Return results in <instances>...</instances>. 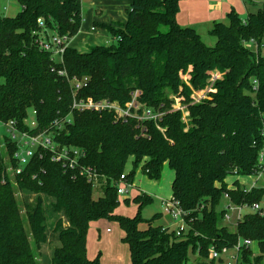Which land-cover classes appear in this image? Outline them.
Returning <instances> with one entry per match:
<instances>
[{
    "label": "trees",
    "instance_id": "trees-1",
    "mask_svg": "<svg viewBox=\"0 0 264 264\" xmlns=\"http://www.w3.org/2000/svg\"><path fill=\"white\" fill-rule=\"evenodd\" d=\"M16 1L22 8L17 16H0V122L14 121L28 131L24 122L35 110L38 132L71 117L56 140L84 151L82 164L94 168L96 178L89 182L65 170L46 150L22 174L13 175L6 159L16 147L5 138L7 150L0 148V264H40L38 252L49 241L43 196L53 199L52 211L61 215L53 228L59 246L52 264H103L100 256L90 259L87 249L90 225L103 220L117 222L124 232L130 264H189L196 255L198 264H216L208 262L210 247L232 248L240 239L259 248L257 254L243 248L240 264H264V218L246 214L231 230L223 224L222 208L226 192L236 206L264 201V188L245 193L239 182L234 190L226 183L235 172L258 173L264 147V2L246 0L260 8L248 10L244 20L232 10L227 24L215 23L211 47L194 28L179 24L184 0H131L124 28H109L111 45L87 53L69 46L55 62L38 44V21L72 40L83 24L82 1ZM74 78H88L79 99H108L126 107L137 93L138 102L163 116L140 122L117 120L108 112L72 111ZM211 84L207 98L193 103L192 94ZM176 99L184 111L173 109ZM129 166L131 184L139 169L155 182H161L166 167L174 172L172 197L188 213V228L180 237L154 226L159 214L143 217L145 207L154 203L146 193L134 199V217L116 214L121 204L117 185ZM17 191L31 197L20 201Z\"/></svg>",
    "mask_w": 264,
    "mask_h": 264
},
{
    "label": "built area",
    "instance_id": "built-area-1",
    "mask_svg": "<svg viewBox=\"0 0 264 264\" xmlns=\"http://www.w3.org/2000/svg\"><path fill=\"white\" fill-rule=\"evenodd\" d=\"M83 1V0H81ZM83 7V4H82ZM41 24V30L37 33V41L40 47L52 54V58L55 62H61L62 56L70 46L71 41L69 37L62 36L59 34H54L49 31L43 25L42 20L38 21ZM97 28L92 26L91 31H96ZM121 38H117V41ZM264 45H262V48ZM59 58V60H57ZM64 74V73H61ZM218 76H215L213 81H215ZM71 81V86L73 89V103L72 111L76 112H86L94 111L97 113H114L117 120L135 118L140 122L150 121L157 122L163 116L159 111H156L151 108L144 107L140 102L137 101V93L134 94L133 100L126 106L123 107L117 101H111L108 99L102 101H94L92 99H79L77 94L84 87L88 85V78L77 79L74 78ZM254 87L256 88L258 83L257 81L253 82ZM212 84L206 90L201 92H194L192 94V102L195 104H200L205 98H207L208 93L212 89ZM174 110L184 111L185 107L182 105L180 100L176 99V102L173 106ZM140 111L142 113L140 114ZM37 112L35 110L31 111L29 116L25 119V125L28 128V131L20 130L14 121L8 123H2L8 132V137H6L9 143H12L16 149L13 152L12 156H9L6 159L7 171L13 175H20L24 171L25 167L30 163V161L36 156L40 150L49 151L52 154V161L59 163L67 171L75 172L76 175L86 178L89 182L94 181L96 178V170L90 166H85L82 164L83 159L85 158V153L81 149L62 146L57 140L58 129L62 128L63 123L72 122L71 117H67L63 122L59 123L56 121L50 129L38 131V122L36 120ZM264 124V116H263ZM6 144L3 143L0 145L1 149L7 150ZM13 162L16 164L14 166ZM128 171L125 172L120 177V181L117 185L118 199L125 198L133 184L128 182ZM264 175V147L259 155V164H258V173L252 176H240L235 172L229 177H238L240 178L237 182L240 183L244 192H249L255 188H261L258 183L262 180ZM228 177V178H229ZM252 183L250 184V182ZM227 183V182H226ZM236 183V182H235ZM234 183V186H235ZM231 185L228 184L229 190H234L236 187L231 188ZM224 206L222 207L225 211L224 222L233 225L236 227L238 223L243 219L246 214L257 213L264 218V206L262 203H255L253 205H243L236 206L231 202V198L226 192L223 198ZM164 212L170 217L172 224L176 226L175 232L178 237H180L188 228L186 218L188 213L183 211L180 208V204L173 197L163 201ZM245 210H250L249 213L244 214ZM170 229V227H164L165 229ZM111 230L108 229L107 233H110ZM257 243L249 239H240L238 243L232 247H224L218 249L214 246L210 247L208 252V262H215L216 264H240V253L243 248H252L254 254H257L254 250V246Z\"/></svg>",
    "mask_w": 264,
    "mask_h": 264
},
{
    "label": "rangeland",
    "instance_id": "rangeland-1",
    "mask_svg": "<svg viewBox=\"0 0 264 264\" xmlns=\"http://www.w3.org/2000/svg\"><path fill=\"white\" fill-rule=\"evenodd\" d=\"M104 0H83V12H84V18L85 21L82 24V29L80 33L72 39L71 42H73L72 47L75 48V46L83 50L87 53L88 50L91 48L95 47L94 43L96 42L94 40L93 35L89 33V28L91 22L94 20L102 21L105 20V18H113V19H108L106 22H101V23H95V25L99 29L98 33H101V29H105L109 32V28L113 29H123L127 19H114V18H119L123 17L124 13H126L127 9V18H128V10L130 8L129 3L127 0H108L112 2H123L122 5H119L118 8L116 7H107L104 9L100 7V2ZM246 1V0H245ZM243 1V2H245ZM256 1L257 0H252ZM264 2V0H261ZM247 5V7H246ZM242 9L241 10V16L242 19L247 18V12L248 10H258L260 7H255L256 5L248 6L246 3L241 4ZM21 6L16 0H0V16L2 17H15L21 12ZM94 10V13L97 15H103L101 16H96L94 17V13L92 11ZM105 10V11H104ZM93 13V15L91 14ZM105 13V14H104ZM125 17V16H124ZM218 21H221V19H218ZM222 22V21H221ZM228 21L226 22V24ZM202 26V25H201ZM200 26L197 27V31L203 38L204 42L208 46H214L216 44V39L211 37L209 35V32L206 31L207 27L203 26V28ZM98 33L94 35L95 37H98ZM110 33V32H109ZM109 39H112L108 35ZM100 46V45H96ZM263 51V56H264V47L262 48ZM59 60V58H57ZM8 137V132L7 128L0 122V145L4 143L5 138ZM131 169V166H129L128 170ZM140 169L138 170L135 179L138 175V179H141L142 182H140V187L141 189H147L149 192L154 193L155 195L152 197L154 200V203L151 205H148L145 207V209L142 212V215L145 219L150 220L152 219L155 215L159 214L160 216L155 220L154 226H163L167 225L170 227V229L175 230L176 226L172 224V221L170 217L164 212V207L161 205L160 202V196L163 197H171V183H172V171L169 168H165V173L163 174V178L161 182H153V181H148L144 178V175L140 173ZM139 173V174H138ZM143 179V180H142ZM261 188H264V175L262 180L258 183ZM16 186V185H15ZM147 194V193H146ZM17 196L20 201H22L26 197H31L29 195H24L20 191H17ZM150 196V195H149ZM98 197V194L96 195ZM155 198V199H154ZM135 198L132 200L127 199V202L124 198L121 199V204L118 208V214L121 216L125 217H134L137 213L138 210V205H136L133 201ZM35 200V196H32L31 201ZM53 199L51 197L43 196V206L46 210V215L48 218V233H49V241L42 245L41 250L38 252V260L40 264H52V256L54 249L59 246V242L56 239V235L53 233V228L57 220L61 217V215L55 214L52 211L51 208V203ZM264 206V201L262 203ZM250 210H245L244 214L249 213ZM24 213V209H23ZM104 224V230L105 228H109L112 232L113 235L111 236H104L102 235L101 238H99L97 235V229L95 228V225H92L89 228L88 231V236H87V249H88V254L94 259L98 256H100L101 261L103 264H130V252L128 245L123 241L124 239V232L121 230L119 227V224L115 221H108L105 220ZM171 221V222H170ZM224 225L228 226L231 230H234L235 227L231 224H228L226 222L223 223ZM141 228H145L146 225H141ZM258 245L256 244L254 246V250L256 253H258ZM196 256H192V260H190L189 264H198L196 260Z\"/></svg>",
    "mask_w": 264,
    "mask_h": 264
},
{
    "label": "crops",
    "instance_id": "crops-1",
    "mask_svg": "<svg viewBox=\"0 0 264 264\" xmlns=\"http://www.w3.org/2000/svg\"><path fill=\"white\" fill-rule=\"evenodd\" d=\"M243 1H245V0H184V1H182L180 3V13H179V15L177 17V20H178L179 24L182 27L194 28L196 31H197V27H199V29H200L201 25H202L201 26L202 28H203V26L207 27V25H208L206 31L210 32V30L213 28L215 23H218V22L222 21L221 23H225L226 24L227 21L229 22L228 14L232 10H235L240 15V17L242 18V16H241L242 14H241V10H240V9H242L241 4L242 3H246V2H243ZM123 2L118 3V2H112V1L104 0V1L100 2V7L101 8L104 7V9L107 8V7H110V6L118 8V6L122 5ZM127 2L129 3V6H130L131 5V0H127ZM246 7H247V5H246ZM128 10H130V8ZM92 11L94 13L93 9H92ZM93 13H91V14L93 15ZM94 15H93L94 17H96V16H101L102 17L103 16V15H97L96 13H94ZM123 15L125 17L123 16V17L114 18V19H122V20H123V18L127 19V9H126V13H124ZM108 19L110 20V19H113V18H108L107 17V18H105V20H102V21H98V20L96 21V20L93 19V21L91 22L90 28H89V33L91 35H93L94 40L96 41L94 43V46H96V45H100V46H109V45H111L112 39H109V37H108V35L111 37V34L107 30L101 29V33H98L99 29H97L96 31H91L92 26H95L96 28H98L95 25L96 22L97 23L106 22V21H108ZM218 19H221V21H218ZM84 21H85V18L83 19V22ZM96 33H98V37L94 36V35H96ZM72 44H73V42H71L70 47H72ZM75 48L80 53L85 52L83 50L78 49L76 46H75ZM166 168H168V167H166ZM139 172L142 173L141 171H139ZM164 173H165V170H164ZM144 178L146 180H148V181H151L145 175H144ZM174 178H175V174H174V172H172V183L174 181ZM239 179L240 178H238V177H232V178L229 177V178L226 179V182H227V184L231 185L230 186L231 188H234L235 187L234 183L237 182ZM140 182H142V181H141V179H138V175H137L136 179L134 180L133 186H132L129 194L124 198L125 200H127V199L132 200L133 198H136L141 193H147V195H150L151 197H153L155 195L154 193L149 192L147 189H143L142 190L141 187H140L141 186ZM172 183H171V191H172ZM251 183H252V181L250 182V184ZM158 197H160L161 205H163V201H165L166 199H169V198L172 197V192H171V197H163V196H160V195ZM223 206H224V202L222 204V207ZM116 214L120 215V214H118V209L116 210ZM105 222L106 221L103 220V221H99V222H94V223H92L90 225V227L92 225H95V228L97 229V234H98L97 236L99 238H101L102 235L111 236V235L114 234V233L112 234V232L107 233V230L109 228H107V229L105 228V230H104L103 227H104ZM163 227H168V224L167 225H163ZM88 257L90 259H93L89 254H88Z\"/></svg>",
    "mask_w": 264,
    "mask_h": 264
}]
</instances>
